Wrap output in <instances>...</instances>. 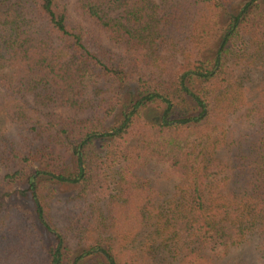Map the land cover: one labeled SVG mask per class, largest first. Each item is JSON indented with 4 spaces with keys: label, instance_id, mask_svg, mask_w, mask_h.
<instances>
[{
    "label": "trees",
    "instance_id": "trees-1",
    "mask_svg": "<svg viewBox=\"0 0 264 264\" xmlns=\"http://www.w3.org/2000/svg\"><path fill=\"white\" fill-rule=\"evenodd\" d=\"M0 124V264H264V0H0Z\"/></svg>",
    "mask_w": 264,
    "mask_h": 264
},
{
    "label": "rangeland",
    "instance_id": "rangeland-1",
    "mask_svg": "<svg viewBox=\"0 0 264 264\" xmlns=\"http://www.w3.org/2000/svg\"><path fill=\"white\" fill-rule=\"evenodd\" d=\"M125 98L127 101L128 100L127 94L125 95ZM160 112L161 109L156 107H150L143 113V116L145 117V119L149 121L158 120ZM25 187H26L25 183H19L17 185L2 188L0 189V197L4 202L8 204L25 206L27 205V203L25 200L21 198L20 196L21 194H19V192L22 191Z\"/></svg>",
    "mask_w": 264,
    "mask_h": 264
}]
</instances>
